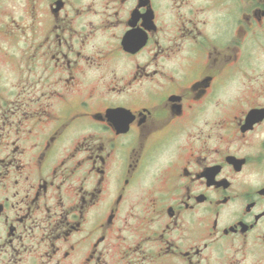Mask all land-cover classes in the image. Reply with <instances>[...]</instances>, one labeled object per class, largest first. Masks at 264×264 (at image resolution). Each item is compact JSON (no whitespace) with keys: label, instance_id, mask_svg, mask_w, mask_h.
<instances>
[{"label":"flooded vegetation","instance_id":"af4514ba","mask_svg":"<svg viewBox=\"0 0 264 264\" xmlns=\"http://www.w3.org/2000/svg\"><path fill=\"white\" fill-rule=\"evenodd\" d=\"M0 264H264V0H0Z\"/></svg>","mask_w":264,"mask_h":264},{"label":"rangeland","instance_id":"374dc122","mask_svg":"<svg viewBox=\"0 0 264 264\" xmlns=\"http://www.w3.org/2000/svg\"><path fill=\"white\" fill-rule=\"evenodd\" d=\"M9 4H12V2H9Z\"/></svg>","mask_w":264,"mask_h":264}]
</instances>
